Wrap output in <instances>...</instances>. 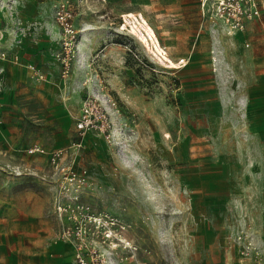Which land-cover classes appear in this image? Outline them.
<instances>
[{
	"label": "rangeland",
	"instance_id": "obj_1",
	"mask_svg": "<svg viewBox=\"0 0 264 264\" xmlns=\"http://www.w3.org/2000/svg\"><path fill=\"white\" fill-rule=\"evenodd\" d=\"M62 3L77 30L70 73L59 61L54 77L34 65L30 81L62 93L67 109L17 87L2 115L11 125L0 134V264H54L55 240L75 259L61 239L70 210H58L75 196L138 246L136 264H229L240 232L264 255V102L258 118L241 109L245 52L199 0H0V52H15L41 13L59 32L58 59ZM87 97L103 106L106 131L78 146ZM33 145L66 150L80 184L63 189L64 173L27 153ZM113 245L100 237L96 248L109 264H134Z\"/></svg>",
	"mask_w": 264,
	"mask_h": 264
},
{
	"label": "built area",
	"instance_id": "obj_2",
	"mask_svg": "<svg viewBox=\"0 0 264 264\" xmlns=\"http://www.w3.org/2000/svg\"><path fill=\"white\" fill-rule=\"evenodd\" d=\"M200 9L205 17L220 24L222 29L230 36L245 33L250 22L259 19L264 12V0H199ZM71 7L65 3L57 6L55 17L61 29V49L58 55L63 70V76L70 73L74 49L77 48V30L74 26V16ZM131 18L129 14L126 15ZM123 17L124 26L125 20ZM1 58H7L5 52H0ZM18 60V57H15ZM179 64L185 65L183 58ZM34 70V67H31ZM40 78L44 75L36 72ZM2 103L0 102V130L3 124L1 117ZM106 113L103 106L95 98L87 97L82 101L80 114L76 120V128L82 137L77 145L82 146L83 141L89 133L98 132L104 134L106 131ZM29 154H45L51 166L57 172H63L65 182L62 188L69 190L70 186L79 183L77 172L72 166H66L64 160L67 151L64 149H54L46 152L39 145L30 146L27 149ZM80 184V183H79ZM60 213L70 210V219L73 224L66 227L61 235V239L71 242L75 246L74 264H109L101 253L97 250L98 238L102 242H113V251L118 247L128 250L131 261L136 264L138 246L132 244L121 233L115 231L116 223L106 214H94L90 207L79 200L78 196L73 197L67 206H59ZM123 229V227H122ZM115 231V232H114ZM101 241V240H100ZM234 251L236 256L235 264H264V255L256 245L254 239L247 233L240 232L234 238ZM123 259H121L122 262ZM125 264V263H121Z\"/></svg>",
	"mask_w": 264,
	"mask_h": 264
},
{
	"label": "crops",
	"instance_id": "obj_3",
	"mask_svg": "<svg viewBox=\"0 0 264 264\" xmlns=\"http://www.w3.org/2000/svg\"><path fill=\"white\" fill-rule=\"evenodd\" d=\"M38 14L40 16L35 19V28L29 34V38L23 39L15 52H7V58L0 57L1 117H3V111L9 109L15 102L14 96L17 87H21L22 93L26 94L29 99H35V101L45 100L47 110L63 111L67 109L66 103L61 101L63 98L62 93L57 94L45 88L41 90L36 82L30 81V73L33 72L31 67H34V65L40 66L51 73L53 77L59 66L56 58L58 44H55L59 32L52 22L41 16V13ZM217 27L219 28L218 31L227 38L230 44L245 52L242 56V62L245 67L243 78L246 84L240 94V106L244 112L248 113L250 111L249 115L246 114L248 117L258 118L260 112L263 111L261 103L264 102V50L262 52L259 50V43H264V12L259 19L248 24L245 33L236 36L228 35L220 24ZM15 57H18V60H15ZM253 64L257 65L255 71L252 70ZM251 75H255L256 78L263 81L257 82L255 86H247L248 78ZM8 125H11V123L8 124L3 120L0 130V134L3 136L6 135ZM53 248L50 257L54 258V264H74V259H72L74 253L70 245H62V242L58 243L55 240ZM235 263V251L232 250L229 264Z\"/></svg>",
	"mask_w": 264,
	"mask_h": 264
}]
</instances>
